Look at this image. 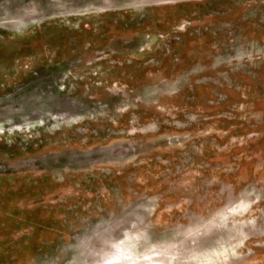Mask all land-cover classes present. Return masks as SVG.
Here are the masks:
<instances>
[{
	"label": "rangeland",
	"instance_id": "obj_1",
	"mask_svg": "<svg viewBox=\"0 0 264 264\" xmlns=\"http://www.w3.org/2000/svg\"><path fill=\"white\" fill-rule=\"evenodd\" d=\"M0 264H264V0H0Z\"/></svg>",
	"mask_w": 264,
	"mask_h": 264
}]
</instances>
